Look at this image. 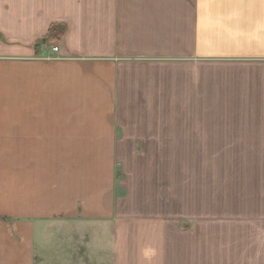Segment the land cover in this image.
<instances>
[{
	"label": "crops",
	"instance_id": "obj_1",
	"mask_svg": "<svg viewBox=\"0 0 264 264\" xmlns=\"http://www.w3.org/2000/svg\"><path fill=\"white\" fill-rule=\"evenodd\" d=\"M44 262L264 264V0H0V264Z\"/></svg>",
	"mask_w": 264,
	"mask_h": 264
},
{
	"label": "built area",
	"instance_id": "obj_2",
	"mask_svg": "<svg viewBox=\"0 0 264 264\" xmlns=\"http://www.w3.org/2000/svg\"><path fill=\"white\" fill-rule=\"evenodd\" d=\"M53 50H54V51H57V50H58V47L54 46V47H53Z\"/></svg>",
	"mask_w": 264,
	"mask_h": 264
},
{
	"label": "rangeland",
	"instance_id": "obj_3",
	"mask_svg": "<svg viewBox=\"0 0 264 264\" xmlns=\"http://www.w3.org/2000/svg\"><path fill=\"white\" fill-rule=\"evenodd\" d=\"M46 258V257H45ZM43 264H50L49 262H44ZM58 264H64V263H58Z\"/></svg>",
	"mask_w": 264,
	"mask_h": 264
}]
</instances>
